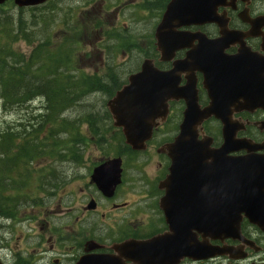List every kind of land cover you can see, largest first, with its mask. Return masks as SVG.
Here are the masks:
<instances>
[{
    "label": "water",
    "instance_id": "water-1",
    "mask_svg": "<svg viewBox=\"0 0 264 264\" xmlns=\"http://www.w3.org/2000/svg\"><path fill=\"white\" fill-rule=\"evenodd\" d=\"M46 1L13 3L23 8ZM4 2L0 0V5ZM224 2L171 0L154 33L160 61H170L176 50L190 46L196 37L198 45L183 60L174 61L169 71H160L151 60H145L106 104L113 126L121 129L125 144L136 151L145 149L156 120L165 119L167 102L183 100L185 105L179 133L166 145L170 166L163 185H168L166 192L172 195L174 208L178 209L176 216L166 213L171 234L119 246V252L130 254L135 264H158L160 257L178 262L181 258L198 261L227 255L229 249L199 243L192 232L213 240L237 238L241 215L264 232V156L254 155L264 150V143L237 139L235 134L242 125L233 120L236 113L264 110V57L252 55L243 47L234 56L223 54L229 44L240 42L236 34L225 29L226 20L217 14ZM210 23L220 27V37L215 40L177 31L182 26ZM253 23L260 29L264 16ZM261 50L264 51V37ZM195 72L202 73V87L209 100L202 109L197 104ZM182 73L186 83L178 86ZM211 117L222 126V144L217 149L209 148L210 138L197 140L202 123ZM241 151L246 155L230 156ZM120 176L121 159L113 158L93 168L90 180L105 196H110L120 183ZM97 247L89 241L85 251ZM75 264L121 263L106 255L85 254Z\"/></svg>",
    "mask_w": 264,
    "mask_h": 264
},
{
    "label": "flooded vegetation",
    "instance_id": "flooded-vegetation-1",
    "mask_svg": "<svg viewBox=\"0 0 264 264\" xmlns=\"http://www.w3.org/2000/svg\"><path fill=\"white\" fill-rule=\"evenodd\" d=\"M170 1L110 0L106 7L96 10L92 7L94 0H70L69 4L74 2L77 6L59 10L64 0H48L40 6L27 8V11H157L159 23ZM217 13L227 20L228 31L239 33L248 52L252 55L264 56V51L261 50L264 24L258 30L253 24V20L264 16L263 0H235L234 3L226 1L224 6L219 7ZM219 29L216 24H202L182 26L177 28V31L181 35L198 33L208 40H213L219 36ZM249 31V36H243ZM196 39L198 40L197 37ZM197 40L191 42L190 46L177 50L169 62L159 61L160 56L156 48L152 49L154 56L151 59L158 69L170 70L173 68L172 62L183 60L188 52L198 44ZM238 49L239 45L234 43L224 53L234 55ZM148 54L150 53L147 51L144 57ZM180 77L179 85H184L185 74L182 73ZM196 79L198 102L201 107H204L208 100L201 86L202 75L196 73ZM183 109L182 100L169 102L167 115L164 120H157L156 126L152 128L145 151H129L124 155H118L121 159V182L110 196H105L90 182V175L95 165H92L89 174L88 184L92 191L90 195L78 200V205L75 200L70 199L71 195L67 193L64 196L60 194L58 199H51L55 197V194L48 195L46 184H39L40 181H44L40 179L48 177L49 169H42L43 174H37L33 171L34 169H31L29 183L25 186L24 193L26 196H32V193L36 191V202L33 203L29 201L30 199L24 200V203L16 209L13 217L0 218V234L1 231L7 229L2 225L3 222H9L11 229L15 225L25 224L28 231L18 233L14 230L10 231L8 241H5L2 235L0 236V264H75L85 254L106 255L118 260L121 264H135L130 254L119 252V246L129 241L142 243L171 234L166 222V213L176 216L178 209L174 208L172 195L166 192L168 185H163L170 164L166 145L172 143L179 133ZM234 118L243 124V130L236 133V138L264 142V127L261 123L264 121V111L254 110L250 114L241 113ZM210 123L212 125H209ZM202 134L211 138V149L220 146L222 138L219 122L213 119L204 122L197 140L202 139ZM235 155L242 156L243 154L240 152ZM254 155L264 156V151L255 152ZM73 169V167L70 168L71 171ZM65 183L64 181L59 183V187L66 188ZM39 191L44 198L40 197ZM27 202L36 204L32 209L35 208L40 212L34 218L27 216L20 223L18 220L21 210ZM169 203L170 206H168ZM50 204L53 205L52 209H50ZM50 214L57 215L59 220L57 228H50ZM192 234L199 243L228 248L231 252L227 256L199 261L181 258L179 263L177 259L160 257L158 264H173L174 262L178 264H264V232L250 224L245 218H242L239 224L237 238L220 237L213 240L204 236L203 233L192 232ZM89 241L95 242L98 247L86 252L85 244Z\"/></svg>",
    "mask_w": 264,
    "mask_h": 264
},
{
    "label": "trees",
    "instance_id": "trees-1",
    "mask_svg": "<svg viewBox=\"0 0 264 264\" xmlns=\"http://www.w3.org/2000/svg\"><path fill=\"white\" fill-rule=\"evenodd\" d=\"M7 2L1 7L10 6ZM44 15L27 16L22 10L14 16L8 12L0 14V109L22 110L35 100L42 104L39 111L26 116L21 124L0 132V217H13L24 200L36 202L37 192L26 196L24 189L29 183V171H35L34 163L40 157H47L49 163L70 160L80 164L89 145L94 144L105 157L131 151L124 145L120 131L112 127L105 108L106 101L125 81L107 62L101 75L79 70L73 54L77 44L65 39L52 44L51 29L46 24L48 14ZM120 41L124 45L119 44V48L127 45L125 38ZM18 43L31 47L29 54L16 50ZM106 47L101 45L102 50ZM96 94L106 99L102 113L88 109L69 117L68 113ZM112 131L117 132V137H112L110 144L106 135ZM52 163L47 165L48 177L39 183L46 184L50 196L64 181L58 180L56 184Z\"/></svg>",
    "mask_w": 264,
    "mask_h": 264
},
{
    "label": "rangeland",
    "instance_id": "rangeland-1",
    "mask_svg": "<svg viewBox=\"0 0 264 264\" xmlns=\"http://www.w3.org/2000/svg\"><path fill=\"white\" fill-rule=\"evenodd\" d=\"M109 1L110 0H105L102 2V0H94L92 7L99 10L101 7H106ZM69 2L70 0H64L63 6L58 9L64 10L70 9L69 6H77L76 3L71 2L69 4ZM8 4L10 6H3L0 8V14L8 12L14 16L18 14V11H21L16 9L11 3L8 2ZM78 4H80V2H78ZM23 11L26 12L27 16L32 15V13L40 17L44 14H48V21L46 20V24H48L47 26L51 29L50 35L53 38L52 44L63 39L69 43L77 44L78 49L76 48L73 50V54L75 55V65L79 70L101 75L105 71L103 64L107 62L114 70H117L122 80H125V78L136 70L142 62L145 54L141 52L137 46L143 51L147 49V45L152 40L151 37L154 28L158 23L157 20L159 15L157 11ZM112 30L121 34V39L123 37L133 40L134 44H137V46L134 48H128L126 46L119 48L118 45L121 41H109L105 38L107 35L106 33ZM78 44L81 46H78ZM96 44L100 50L96 49ZM101 45H107L106 49L102 50ZM108 45L110 47L115 45V47L109 48ZM15 49L24 54H29L31 51V47L26 46L24 43L16 44ZM104 100H106L105 97L100 94L88 97L81 103V106H79L76 111L70 112L68 115L73 118L81 112L88 111V109L102 113L101 109L103 108ZM41 105L40 101H36L29 107L22 108V110L11 109L10 111H3L0 109V132L8 126L14 127L21 124V120L25 119L26 116L39 111ZM101 118L104 117L101 116ZM82 130H85V127H83ZM116 133V131H112L110 134L106 135L108 143L111 144L113 142L111 138H116ZM105 158L102 151L93 144L89 145L85 150L80 164H75L70 160L51 162L56 173V184L58 180L59 182L62 180L66 182L64 184L66 188L61 189L62 187H59L57 192L54 193L55 197L51 199H58L60 194L64 196V194L67 193L71 195L70 199L75 200L78 205V200L90 195L89 193L92 191L88 184L92 165L98 163L100 160L104 161ZM107 158H110V155H108ZM51 163H49L47 157L46 159H41L40 157L34 163V166L36 171H39L45 167L48 168ZM71 167L74 168L72 171L70 170ZM38 173L43 174L44 172H37V174ZM39 195L41 198H44L41 191H39ZM22 203H24V201H22ZM34 205L36 204L32 202L25 203L18 220L20 223L23 222L27 216H32L33 218L37 216L40 210L35 208H33V210L32 207ZM52 208L53 205L50 204V209ZM49 217L50 228H57L59 222L57 215L50 214ZM8 223L9 222L2 223L7 229L6 231H1L0 234L5 241H8V233L10 231L14 230L16 233L28 231L25 224L15 225L14 228L11 229Z\"/></svg>",
    "mask_w": 264,
    "mask_h": 264
},
{
    "label": "bare ground",
    "instance_id": "bare-ground-1",
    "mask_svg": "<svg viewBox=\"0 0 264 264\" xmlns=\"http://www.w3.org/2000/svg\"><path fill=\"white\" fill-rule=\"evenodd\" d=\"M34 101V100H33ZM69 118V117H68Z\"/></svg>",
    "mask_w": 264,
    "mask_h": 264
}]
</instances>
